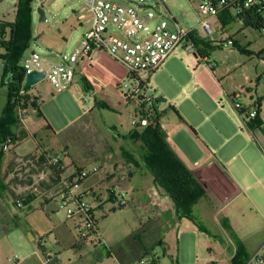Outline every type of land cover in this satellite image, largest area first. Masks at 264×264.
<instances>
[{"label": "rangeland", "instance_id": "374dc122", "mask_svg": "<svg viewBox=\"0 0 264 264\" xmlns=\"http://www.w3.org/2000/svg\"><path fill=\"white\" fill-rule=\"evenodd\" d=\"M110 1L124 6H134L131 3L136 2ZM11 3L9 0L1 5L0 17L6 21L15 17ZM37 7L43 8L45 22H39ZM167 8L176 22L193 29L195 39L199 40L196 50L205 54V62L210 63L208 67L198 60L199 70L204 67L216 76L214 81L225 92L221 94L211 87L201 74L194 77L195 68L190 65L187 52L183 49L174 52L166 60L169 65L166 67L165 61L150 77L153 93L157 97L163 96L165 101L162 103L160 98L157 99L160 103L156 110L159 115L165 113L161 124L166 135L177 131L178 122L169 107L185 111L200 133L219 129L232 136L239 127L253 130L258 128L256 121L263 125L264 34L253 27H244L238 20L222 26L211 17L208 24L212 34L207 35L198 24L195 4L170 0ZM31 10L33 41H36L31 42L24 52L20 66L31 51L56 63L57 53L70 54L80 47L81 36L89 26L90 18L84 0H32ZM208 42L211 48L204 45ZM90 60L91 67L88 61H82L75 68L74 82L80 94L74 88L57 93L46 80L27 89L28 95L39 99V110L28 105L23 123L17 121V125L8 127L17 144L3 152L0 158V196L8 207L0 205V221L7 219V228L13 224L21 227L24 217L15 209L17 200L23 206L28 198L30 202L37 200L36 204L55 198L45 207V212L47 214L48 209L56 207L57 214L48 212V215L57 227L51 237L44 238L43 243L54 264H138L142 253L140 245L143 256L153 251L158 264H231L232 252L236 250L235 241L244 245L252 242L253 245L259 238L256 236L259 221L251 213L246 200L251 199L264 212V170L255 169L256 177L262 181V184H256L253 175L237 168L242 164L241 159H237L231 168L241 187L247 189L244 195L223 167L219 169L216 165V169H209L202 166L199 169L202 184L208 187L209 200L202 198L194 204L193 219L178 216L172 209L161 214L157 206L159 192L155 189L144 194L138 200L140 204L133 201L134 181L140 179L138 174L123 188L115 189L116 199L121 192L125 194L127 205L123 208H119L115 200L103 199L104 195L96 190L94 194L103 199L98 207L92 195L85 197L84 201L94 208L97 233L79 239L80 230L84 232L80 220L70 218L60 207L56 198L57 183H50V179L55 180L54 175L39 160V152L60 159L63 164L61 177L64 179L73 168H90L93 165L113 168L114 163L123 158L128 160L127 156L134 157L136 164L142 165V157L147 153L140 141L125 139L134 129L132 117L136 114L139 118L135 102L125 100L116 88L118 84L131 83L129 70L105 52L92 53ZM1 64L0 60V116L7 104V87L2 85L7 77H4ZM236 105L243 114L237 113ZM251 112L254 117L249 116ZM16 115L14 111L15 118ZM183 135L182 132H178L177 137L173 134L177 145L179 140H184ZM262 145L264 148V143ZM189 146L192 145L189 143ZM183 149L189 154L184 144ZM145 175L150 179V173ZM155 188L158 189L157 186ZM10 209L17 210V218L9 217ZM158 239H161V245H158ZM97 240L101 241L100 244ZM25 243L19 229L9 233L8 238H2L0 246L11 251V246L20 249ZM248 254L251 259V250ZM16 259L14 255L11 264H17Z\"/></svg>", "mask_w": 264, "mask_h": 264}, {"label": "built area", "instance_id": "2783aa9c", "mask_svg": "<svg viewBox=\"0 0 264 264\" xmlns=\"http://www.w3.org/2000/svg\"><path fill=\"white\" fill-rule=\"evenodd\" d=\"M9 0H0L1 5ZM11 8H14L17 0H11ZM90 18L89 26L81 36L80 47L70 54L60 53L58 61L52 63L42 58L36 51H31L21 65L23 77L21 86L26 74L36 71L44 75L55 92L60 93L69 88L76 89L81 93L79 87L74 83V72L76 66L82 61H89L94 51L105 52L115 61L123 64L130 72L131 83L118 84L117 90L125 100L134 101L138 108L132 117L131 125L134 127H146L153 123L156 118V105L160 102L150 87V77L160 69L165 61L177 50L183 49L190 56L192 67L199 66L204 57L197 52L194 44L195 33L191 28L180 25L171 16L167 8L170 0H136L131 5L124 6L110 0H84ZM189 4H195L194 12L198 17V24L207 35L212 34L208 24V18L214 17L219 20L221 17H232L239 21H246L255 26L258 31L264 34V0H185ZM143 9H147L142 12ZM82 18V17H80ZM0 18V22L4 21ZM1 28V23H0ZM5 35L0 34V37ZM210 67V63L203 62ZM2 68L4 61H2ZM7 80L4 86L12 83V74L6 73ZM24 90L21 89L13 100L16 117L22 124L27 106H39V99L28 95L27 99ZM32 106V107H33ZM235 108L239 111V106ZM243 114V112H242ZM250 117L255 114L251 112ZM16 139L7 138L1 144L3 152L11 150ZM49 164L62 170L60 159L56 156L49 158ZM100 167L93 165L90 168L75 169L71 176L65 179H56V198L59 199L60 207L66 211L70 218H79L84 232L80 230L79 239L94 236L97 233L96 221L93 209L84 198L88 193L81 190L83 183L90 177L100 172ZM112 192V191H110ZM115 190L112 192L115 195ZM114 200L119 208L127 205L125 194L120 193L119 199ZM15 206L21 207V202L16 201ZM80 227V225L78 226ZM100 240L97 243L100 244ZM264 264V243L252 255L247 264L252 262ZM51 262V254H46L45 264ZM138 264H158L157 256L151 251L148 256L139 259Z\"/></svg>", "mask_w": 264, "mask_h": 264}, {"label": "crops", "instance_id": "0c3cea01", "mask_svg": "<svg viewBox=\"0 0 264 264\" xmlns=\"http://www.w3.org/2000/svg\"><path fill=\"white\" fill-rule=\"evenodd\" d=\"M13 20H10V22H13ZM95 52L97 51H94L93 53ZM58 54L60 53H57L56 56ZM203 57V60L205 61V59H207V56ZM188 58L191 61L190 56H188ZM167 62L168 61H166V67L169 65V63ZM88 63L91 67L92 60H89ZM200 67V63L199 66L194 67V77H197L201 74L203 76V79L207 80L210 83L211 87L217 89L219 92H221V94H223V92L225 91L221 90L220 87H218V82H215L216 76L214 77V75L208 72V70L204 67L199 70ZM197 70L199 71L197 72ZM75 84L77 85V83ZM157 98H160V102L165 103L163 96ZM169 109L173 110V114L178 121L176 123L177 131H174L173 134H175V137H177L178 132H182L184 134L183 141L185 142L179 140V143L177 145V143L173 140V134L167 136V133L163 131V126L161 124V118L165 116V113L163 112L162 115H159V122L164 133L165 140L172 151H174L177 157L185 164V166L191 171L194 177L201 184L203 183V181L199 177V169H201L202 166H208L209 169H216L215 167L217 165L219 169L220 167H223L226 170L231 180L233 182L235 181L238 184L239 188H237L239 192L243 193L244 195V192L247 191V189L243 186L241 187L240 182L238 181V179H236V175L231 168L233 166V163L237 159L242 160V164L237 165V168L245 170L253 175L256 178V184H262L261 179L256 177L255 169H257L258 171L264 170V148L262 145L264 143V131L262 128L264 127V124L253 130L248 127L247 130L239 127L238 132L233 133L232 136L227 135L219 129H215V132L212 130L208 133H200V131L195 127L194 123L190 121L185 111H179L177 109H173L172 107H169ZM237 113L241 115L239 111H237ZM256 132H259V136H257ZM219 140L221 141V143L219 142ZM189 143L192 146H189ZM183 144L189 154H186L185 151H183ZM253 157L255 158V160H252ZM74 170L75 169L73 168L72 173L74 172ZM72 173L69 176H71ZM145 173H147V171L144 169L143 165H137L135 163L134 157L133 161L123 158L122 161L114 163L113 168L105 166V168L103 167L102 169H100V172L97 175L90 177L83 183L81 190L88 193V196L92 195L94 197V200L98 202V207L100 203L103 202V199H106L108 201L114 200V195L112 194V192L118 187L123 188L126 185L127 181L132 180L133 177L138 174V178L140 179L134 181L136 189L132 194L133 201H137L138 204H140L138 200L142 199L144 194H150V191L155 189L154 191L157 190V192H159L157 198L159 202L157 206L160 208V213L162 214L163 211L171 209L174 211L172 201L167 196L162 194L159 188H155L152 176L150 175V181V179L146 178ZM96 190L104 195L103 199H101L100 196L94 194ZM53 200L42 202L40 204H36L37 200L31 201L27 206L21 209L15 206V209L21 211L19 215L24 217L22 219L24 223L23 225H21V227H18L17 224H13L12 227L7 228V219L0 221V241L2 240V238H8L9 233H11L12 231L14 232L21 229L27 243L21 245L20 249H18L17 246L16 248H13L11 246V251H6L2 246H0V264H11V259L14 255L17 256V264H43V261H45V256L47 254V249L43 244L44 238L46 237L48 239L49 237H51V235L53 234V230L57 227L55 222L52 221V218H50L48 215V212L57 214L56 207L48 209L47 214L45 212V207L51 204ZM246 201L250 207L251 213H253L256 221H259L260 224V227L257 229L256 234V236L259 237L258 241L256 243L254 242L253 245H251L252 242H250L249 244L245 242L244 245L247 249V254L248 251L251 250V255H253L264 243V212L255 203H253L251 199H247ZM156 202L157 201H155V203ZM0 205L8 209L6 200L2 196H0ZM28 207H30L31 209H28ZM16 211L17 210L10 209L9 213H11L12 216L10 214L9 217H16ZM64 224L66 225V222ZM31 228L33 230H30ZM53 238L56 239L55 236H53ZM158 241L161 242V239H158ZM139 249L142 250V253L139 255L142 257L144 253L142 245H140ZM234 254L235 251L232 252V256ZM50 264H54L53 259Z\"/></svg>", "mask_w": 264, "mask_h": 264}, {"label": "trees", "instance_id": "16d2710c", "mask_svg": "<svg viewBox=\"0 0 264 264\" xmlns=\"http://www.w3.org/2000/svg\"><path fill=\"white\" fill-rule=\"evenodd\" d=\"M31 3L32 0H17L14 5L15 17L13 22L8 20L0 22V34L5 35L4 37H0V60L4 61L3 73L4 77L6 73H11L13 78L12 83L7 87V104L0 116V158L3 155L1 144L7 138H16L14 134L9 132L8 127L14 124L17 125L18 119L14 117L15 109L13 100L22 89L21 80L23 77V70L19 64L24 52L34 39L32 34ZM234 20L236 19L225 16L224 18L221 17L218 22L222 26H225ZM240 22L244 27H253L257 29L246 21ZM198 41L199 40L194 39L196 47L199 44ZM204 45L211 48L209 42L204 43ZM200 55L206 57L203 53H200ZM2 85H4L3 81ZM24 93L25 96H23V98L27 99V89L24 90ZM31 106H33V104H31ZM35 108L39 110V107ZM240 114H242V112H240ZM255 124L257 127H260L261 123L256 121ZM125 139L141 142L143 148L147 151L146 155L142 157V165L153 177L154 185L160 188L163 193L169 197L173 203L175 213L178 216L193 219L192 207L194 204L202 198L209 200L207 193L208 187L201 184L194 177L191 171L169 147L159 122V114L156 113V118L151 125L146 127H134L133 131ZM39 154V160L44 162L54 175L55 180L50 179V183L53 185L56 184V179L60 177L63 170H57L56 167L50 165V157L46 153L40 151ZM127 159L133 161V158L130 156H127ZM59 163L63 166L61 161ZM29 202V198L26 199L23 202L24 205L19 209L27 206ZM28 209L31 208L28 207ZM158 245H161L160 241H158ZM235 249L231 264H247L250 258L244 244L240 241H235Z\"/></svg>", "mask_w": 264, "mask_h": 264}, {"label": "water", "instance_id": "95a60500", "mask_svg": "<svg viewBox=\"0 0 264 264\" xmlns=\"http://www.w3.org/2000/svg\"><path fill=\"white\" fill-rule=\"evenodd\" d=\"M35 11H36V14L38 15L39 22H45L46 17H45V13H44L43 8L37 7ZM42 80H44L43 73L32 71V72L26 74L24 82L22 84V89L26 90V89L38 84Z\"/></svg>", "mask_w": 264, "mask_h": 264}]
</instances>
